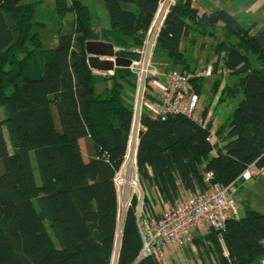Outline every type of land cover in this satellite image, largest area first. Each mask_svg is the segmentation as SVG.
I'll return each mask as SVG.
<instances>
[{
  "label": "trees",
  "instance_id": "obj_1",
  "mask_svg": "<svg viewBox=\"0 0 264 264\" xmlns=\"http://www.w3.org/2000/svg\"><path fill=\"white\" fill-rule=\"evenodd\" d=\"M55 2L61 17L74 12L76 18L70 31L59 34L56 47L45 48L38 4L0 0V264H110L116 240L113 179L130 139L137 82L130 68L105 75L92 69L86 42L103 38L117 47L140 48L159 0H104L110 26L100 33L81 0ZM220 22L224 39L215 47L213 73L222 61L235 80L221 87L219 78L211 92L215 97L220 91L216 108L241 96L227 120L215 130L217 110L208 117L211 104L203 122L182 113L165 119L147 111L141 116V180L172 206L181 188H203L208 171L227 185L250 164L264 166V26L255 30L256 23L245 26L225 9L201 13L194 0H177L165 18L155 57L166 58L162 70L196 72L182 40L189 31L216 37ZM204 80L191 81L198 94ZM82 138L96 148L88 161ZM144 192L153 210L152 195ZM135 203L123 219L118 263L160 264L150 255L137 260L142 238ZM212 236L219 264H257L264 256V213L248 206L244 216L228 219L225 230H213Z\"/></svg>",
  "mask_w": 264,
  "mask_h": 264
},
{
  "label": "built area",
  "instance_id": "obj_2",
  "mask_svg": "<svg viewBox=\"0 0 264 264\" xmlns=\"http://www.w3.org/2000/svg\"><path fill=\"white\" fill-rule=\"evenodd\" d=\"M176 2L177 0H159L142 46L132 49L138 57L134 58L126 53L132 58L129 68L136 77L137 89L127 151L113 180L118 197V217L122 216V223L127 209L136 199L134 210L142 238L137 260L150 255L162 261L167 245L183 247L191 243L196 235L204 234L209 229L222 233L228 219L238 218L235 194L239 190L240 181H248L253 176L264 173V166L252 163L236 180L225 185L215 181L213 172L208 171L205 173L203 188L186 190L185 197L158 215H155L146 202L137 161L139 132L143 128L142 114L147 111L152 117L165 119L171 114L182 113L203 122L202 116H195L200 96L191 81L194 77L213 74L212 67L184 73L179 69L162 70L156 65L154 59L159 35L168 12ZM121 49L123 48L116 47L117 51ZM211 113L209 111L208 117ZM214 137L213 132L211 140ZM119 233L116 235L110 264H119L121 230Z\"/></svg>",
  "mask_w": 264,
  "mask_h": 264
},
{
  "label": "rangeland",
  "instance_id": "obj_3",
  "mask_svg": "<svg viewBox=\"0 0 264 264\" xmlns=\"http://www.w3.org/2000/svg\"><path fill=\"white\" fill-rule=\"evenodd\" d=\"M81 1L90 9L94 28L110 26V18L104 0ZM23 2H34L40 7L36 18L43 23V26H41L38 31L45 48L56 47L59 34L72 29L76 14L74 12H68L64 17H61L58 14L55 0H23ZM194 6L198 8L201 13H210L217 9H225L234 15L238 21L245 26H250L251 24L256 23L257 26L255 27V30L258 29V26H264V0H195ZM192 32L189 31L188 37L183 38L181 46L182 49H186L188 53H192V59L190 60V64L192 65L191 67H196L198 71L205 70L208 67L214 68L216 62L218 61V54L215 50L216 44L224 39L223 23L220 22L217 29H214L216 37L212 35H200L194 31ZM188 38L189 40L190 38H195L196 43L189 45L191 42L188 41ZM125 47L126 46H123V49L121 50L130 52L131 54L135 53L130 47H126L127 50ZM166 61L165 57H155L156 65L162 69L167 68ZM219 78L221 87L229 83L231 84V82L235 80V78L230 75V70L224 66L222 61L219 63L216 73H213L211 76L204 77L205 80L202 91L199 94V105L195 113L196 117L202 116V111L206 105L211 104V107H213L215 100L218 103V98H215L212 95L211 90L213 88L211 87ZM194 90L196 89L194 88ZM240 99L241 97L228 98L225 102L218 104L216 115H214V117L216 116L214 119V129L227 120ZM212 114L213 113H211V115ZM5 135L9 140L7 128H5ZM10 150L12 151V148H10ZM33 160L35 173L37 177H39L34 157ZM145 184L147 187L143 186V188L150 191L149 193L153 198L151 204L156 214H160L170 208L169 205H164L162 200L159 199L154 187L152 186L149 188L150 186H148V181L143 179L142 185ZM240 184L241 187H239V191L235 194V202L238 207L239 217L245 215L246 205L250 203V205L255 209L264 213V175L261 174L260 176H253V178L247 183L243 184L240 182ZM186 194L187 191L181 188L180 199L185 197ZM121 224L122 216H119L117 234H120ZM212 232L213 230L209 229L204 234L196 235L195 239L191 243L183 247L167 245L164 249L162 261H159L160 264H219V258L216 252L218 250L214 242ZM221 245L224 255L228 257L229 250L224 240L221 241ZM257 264H264V256Z\"/></svg>",
  "mask_w": 264,
  "mask_h": 264
},
{
  "label": "water",
  "instance_id": "obj_4",
  "mask_svg": "<svg viewBox=\"0 0 264 264\" xmlns=\"http://www.w3.org/2000/svg\"><path fill=\"white\" fill-rule=\"evenodd\" d=\"M86 50L90 67L99 72H114L117 67L129 68L132 64V58L117 51L113 42L88 40Z\"/></svg>",
  "mask_w": 264,
  "mask_h": 264
},
{
  "label": "crops",
  "instance_id": "obj_5",
  "mask_svg": "<svg viewBox=\"0 0 264 264\" xmlns=\"http://www.w3.org/2000/svg\"><path fill=\"white\" fill-rule=\"evenodd\" d=\"M195 1V0H194ZM109 14V13H108ZM91 21H92V17H91ZM92 25H93V23H92ZM261 27V26H260ZM259 26H258V28H260ZM94 28V27H93ZM107 28H109V27H103V28H94V30H95V32H98V33H100L101 32V30H105V29H107ZM100 39H103V38H100ZM103 40H105V39H103ZM107 41V40H106ZM116 46V45H115ZM117 47V46H116ZM96 71V70H95ZM97 72H99V71H97ZM105 73L106 72H103V74L105 75ZM100 89H101V86L99 87ZM221 90V89H220ZM219 93H220V91L217 93V95L215 96V98H218V95H219ZM241 96H238L237 98H240ZM207 106V105H206ZM216 106H217V102H216V100L214 101V103H213V107H211L210 108V110L209 111H211L212 113H214L215 111V108H216ZM205 109V108H204ZM204 109H203V111H204ZM216 110H217V108H216ZM202 111V112H203ZM215 115H216V113H215ZM212 116V115H211ZM210 116V117H211ZM216 117V116H215ZM215 117H214V119H215ZM215 123V122H214ZM219 127V126H218ZM218 127H216L215 129H217ZM80 144H81V149H82V153H83V156H84V159L86 160V161H88L91 157H93L94 155H95V152H96V148H95V146L91 143V141L89 140V139H86V138H82L81 140H80ZM212 154H214V152L212 153ZM263 175H264V173H263ZM258 176H260V175H258ZM249 181V180H248ZM248 181H240L241 183H247ZM241 185V184H240ZM241 187V186H240ZM240 189V188H239ZM239 191V190H238ZM162 202H163V204L164 205H166V206H172L171 205V203L170 202H167V201H165V200H162ZM251 204V203H250ZM250 204H247L246 205V208L248 207V206H250V207H252V208H254L253 206H251ZM255 209V208H254ZM255 210H257V209H255ZM258 211V210H257ZM238 217H239V215H238Z\"/></svg>",
  "mask_w": 264,
  "mask_h": 264
}]
</instances>
